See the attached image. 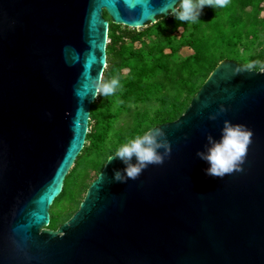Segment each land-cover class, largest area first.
<instances>
[{
	"label": "water",
	"instance_id": "95a60500",
	"mask_svg": "<svg viewBox=\"0 0 264 264\" xmlns=\"http://www.w3.org/2000/svg\"><path fill=\"white\" fill-rule=\"evenodd\" d=\"M133 2L0 0V264H264V68L232 59L182 115L153 127L171 145L162 164L121 183L112 154L73 216L44 228L86 143L107 65L105 12L144 27L173 0ZM225 119L253 137L243 170L221 179L196 153Z\"/></svg>",
	"mask_w": 264,
	"mask_h": 264
},
{
	"label": "trees",
	"instance_id": "16d2710c",
	"mask_svg": "<svg viewBox=\"0 0 264 264\" xmlns=\"http://www.w3.org/2000/svg\"><path fill=\"white\" fill-rule=\"evenodd\" d=\"M262 1L228 0L223 8L206 6L200 19L192 22L191 33L181 37L176 31L184 22L171 15L159 16L157 22L149 23L151 25L142 31L120 29L111 23L102 80L118 78L121 86L111 96L96 97L86 137L89 144L85 143L75 162L80 164L94 154L102 156L103 169L115 149L137 136L135 133L143 134L150 125L153 128L182 115L208 78L206 72H212L224 56L229 57L228 47L236 42L237 34L247 30L246 38H255L258 30L252 27L260 24L264 27V19L247 10L259 7ZM245 39L240 41L247 46ZM184 46L193 53L177 59V53ZM123 70L127 71L123 73ZM117 112L129 115L121 123L115 118ZM146 124L147 128L141 130ZM90 175L86 169L74 186L73 171L68 173L62 193L51 206V228L57 226L66 212L76 211L79 186L88 181ZM63 198L67 200L56 210L55 206Z\"/></svg>",
	"mask_w": 264,
	"mask_h": 264
},
{
	"label": "clouds",
	"instance_id": "9594fccd",
	"mask_svg": "<svg viewBox=\"0 0 264 264\" xmlns=\"http://www.w3.org/2000/svg\"><path fill=\"white\" fill-rule=\"evenodd\" d=\"M130 7H135L133 0H125ZM228 0H173L169 7L164 6L162 13L175 17L182 22H194L200 19L203 9L209 7H226ZM137 24L136 28L139 29ZM239 71V69H237ZM120 80L112 78L107 81H93L95 89L93 99L97 96L108 97L119 88ZM226 109L221 106L219 112ZM219 113H210L209 119L215 120ZM253 131L242 123H233L225 119L220 131L219 138L207 134V144L202 150H197L196 155L208 163L205 169L207 175L220 177L221 179L233 171H242L248 147L252 143ZM163 149V151H160ZM171 153V145L166 132L161 127L150 128L143 134L130 138L115 149L113 156L124 164L123 169H113L112 179L125 183L128 179H136L149 165H159L165 157ZM135 157V162H133Z\"/></svg>",
	"mask_w": 264,
	"mask_h": 264
},
{
	"label": "rangeland",
	"instance_id": "374dc122",
	"mask_svg": "<svg viewBox=\"0 0 264 264\" xmlns=\"http://www.w3.org/2000/svg\"><path fill=\"white\" fill-rule=\"evenodd\" d=\"M247 10L249 12H253L254 14H258L259 17L264 19V0L260 3L259 7H257V8L250 7ZM104 15H105L106 19H108L110 24L114 23L107 12H105ZM114 24L120 29L126 28V27L132 28V27L126 26L124 24H117V23H114ZM149 25H151V24H149ZM146 26H148V25H146ZM146 26L139 27V29H137V28H132V29H136L137 31H142L146 28ZM252 28H256V30H258L256 37L254 38L252 36H249L246 38V36L248 35V31L247 30L240 31L236 36V42L231 43L230 46L228 47L229 57L224 56L223 59L233 58L234 60L238 61L239 63L243 64L244 66H247L251 69L260 70V69L264 68V27H263V24H260L257 26H253ZM192 30H193L192 22H190V23L184 22L183 25L179 26V28L176 31V34L178 37L186 36V35L190 34ZM242 38H244V39L246 38L245 42L249 43L247 46L241 43L240 40ZM192 53H193V50L191 48L184 46L177 53L176 58L177 59L185 58L186 56H188ZM126 71L127 70H123V73H125ZM210 74H211V72H210V70H208L206 72V76L208 77ZM188 102H189V100L187 101V103ZM128 115H129V113L117 112L115 118L118 119V121L120 120L122 123V119L127 117ZM92 124H93V122H92ZM151 127L152 126L150 125L148 128H151ZM146 128H147V124L144 127H142L141 130H145ZM141 133H135V134L140 135ZM88 144H89V142L87 140L86 146ZM105 159L103 158L104 162H105ZM101 161H102V156L91 154L90 156L81 160L80 164H77V162H75L74 165L72 166V168L70 169V171H73V175H74V179H73L74 180L73 181L74 186H76L78 180H80V175H82L86 169H89L90 174H91L88 181H86L84 184L79 186L80 198H79V201L77 202L78 208L80 207L81 200L82 201L84 200L91 183L93 182V180H95L97 178V176L99 175V173L102 169L103 165L100 164ZM66 200H67V198H63V199L59 200V202L57 203V206H55V209L56 210L59 209V207ZM78 208L76 209V211L78 210ZM76 211L66 212L62 217L59 218L58 224L55 228H51L50 226H45L44 228L57 230L59 228V226L62 225L63 223H65L66 221H68Z\"/></svg>",
	"mask_w": 264,
	"mask_h": 264
}]
</instances>
